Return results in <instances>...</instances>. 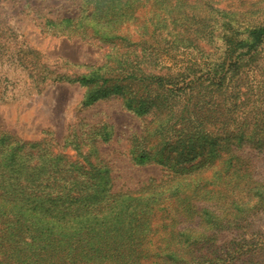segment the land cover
Segmentation results:
<instances>
[{"label":"trees","instance_id":"16d2710c","mask_svg":"<svg viewBox=\"0 0 264 264\" xmlns=\"http://www.w3.org/2000/svg\"><path fill=\"white\" fill-rule=\"evenodd\" d=\"M159 1L161 7L142 24L134 12L151 0H79V15L46 18L43 27L58 26L110 45L101 64L73 79L55 80L86 87L81 107L118 97L130 112L149 114V126L135 135L130 160L137 165L157 162L171 174L136 190L115 192L110 169L101 168L72 139L65 142L74 145V161L54 151L53 142L15 144L0 131V264L250 263L254 247L241 252L234 235L240 218H222L220 212L238 210L234 191L211 188L229 187L225 180L264 162V106L252 103L248 108L252 94L231 60L206 72L201 67V59L212 55L207 47L214 46L212 6L203 1L201 13L190 14L182 4ZM131 19L138 25L136 40L121 29ZM234 19L227 23L232 30L226 50L246 48L249 53L264 40L263 19L257 14L243 38L231 26ZM91 22L104 26L103 35L95 34ZM180 48L189 49L192 57L178 62ZM170 56L172 64L166 66L162 59ZM205 143L217 151L206 158L208 164L223 159L209 175L183 177L182 168L165 156L174 153L191 164L203 156L198 149ZM186 184L210 190L195 187L202 194L194 200L186 196ZM158 231L163 235L155 238ZM224 232L233 238L222 244L218 239Z\"/></svg>","mask_w":264,"mask_h":264},{"label":"rangeland","instance_id":"374dc122","mask_svg":"<svg viewBox=\"0 0 264 264\" xmlns=\"http://www.w3.org/2000/svg\"><path fill=\"white\" fill-rule=\"evenodd\" d=\"M151 1L150 6L138 7L134 12L138 21H141L140 24L144 20L148 21L154 10L161 7L159 0ZM203 1L212 6L210 22L216 27V36L213 37L214 46L207 47L212 52L211 58L203 57L201 67L206 72L220 61L225 64L231 60L236 76L242 78L252 94L248 98V108L252 103L264 106V40L249 53L246 48L228 52L225 41L226 35L232 30V27L227 26L230 17L235 18L231 26L238 29L237 36L240 38L245 36L243 31L248 26L256 24L253 18L257 14L264 24V0L169 2L186 6L187 11L192 14L201 13ZM79 13V0H0V131L12 138L14 143L17 140L30 143L53 142L56 146L54 151L58 150L74 161L77 158L76 152L71 148L74 145L70 146L65 142L72 139L81 150L83 148L85 152H90L101 162V168L110 169L112 191L115 192L136 190L150 179L167 178L171 173L162 164L155 162L137 165L130 160L135 135L144 132L149 126V114L130 112L118 97L102 98L89 106L81 107L80 101L86 87L77 82L55 80L58 76L73 79L77 74L86 72L88 66L101 64L110 49L104 39L80 37L77 33L58 26L48 29L43 27L46 18L76 16ZM136 24L132 19L127 20L121 28L134 40L138 38L134 31L138 26ZM89 25L97 35L105 32L104 26L97 27L92 22ZM171 57H163L166 66L172 64ZM190 57L189 49L184 48H180L175 55L178 62ZM104 132L108 135H104ZM202 147L198 151L203 156H198L191 164L187 161L182 163L183 159L174 153H165V156L174 161L172 164L177 165L175 168H182L183 177H187L185 173L201 177L209 175L223 160L217 157L212 164H208L207 159L217 151L211 144L205 143ZM224 151L225 147L221 148L220 152ZM184 158L186 160L189 156ZM197 165L203 167L198 169ZM253 167L246 175L231 181L225 180L226 184L230 183L229 187L218 185L211 189L215 193L226 188L234 191L233 199L238 210L231 208V211H220V215L228 218L232 214L233 217L240 218L236 224L238 229L234 230L237 243L242 244L239 250L242 252L254 247L256 253L248 258L249 264L254 261L264 264V260L263 263L260 262L264 257V162L259 161ZM178 178L175 174L174 179ZM195 187L203 189L196 184L185 185L186 196L194 200L197 199V194H202ZM207 190L210 188L202 192L207 193ZM161 235L162 232L158 231L154 237ZM232 238L231 232H224L218 240L223 244ZM251 253L245 254V257ZM144 264L155 263L145 261Z\"/></svg>","mask_w":264,"mask_h":264}]
</instances>
